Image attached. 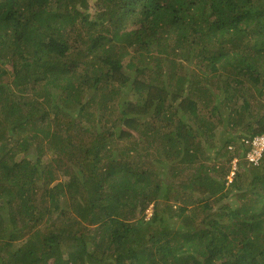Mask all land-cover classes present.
Instances as JSON below:
<instances>
[{"label": "trees", "instance_id": "16d2710c", "mask_svg": "<svg viewBox=\"0 0 264 264\" xmlns=\"http://www.w3.org/2000/svg\"><path fill=\"white\" fill-rule=\"evenodd\" d=\"M243 133H264V0H0V264H264Z\"/></svg>", "mask_w": 264, "mask_h": 264}, {"label": "rangeland", "instance_id": "374dc122", "mask_svg": "<svg viewBox=\"0 0 264 264\" xmlns=\"http://www.w3.org/2000/svg\"><path fill=\"white\" fill-rule=\"evenodd\" d=\"M177 59V58H176ZM194 69L195 70H197V68L196 67H194ZM198 105H199V110H200V112H201V114H206L207 116H209V114H210V109H211V106L213 105L211 102L208 104V105H204L201 101H199V103H198ZM110 113L109 112H107V115H109ZM115 115V114H114ZM113 115V116H114ZM224 117L223 118H221L220 120L222 121V124H220V126H218L217 128H219L218 129V132H220V131H222V130H226V133L228 132V131H231V133H233L234 132V130H236V129H238L239 128V125H236L235 127H233L232 129H230V127L231 126H224ZM216 133V136H215V139H214V141L216 142L217 140L216 139H219V133ZM229 133V132H228ZM243 137L242 138H244L245 137V134L243 133ZM241 138V139H242ZM235 140V139H234ZM217 144H219V140H218V142H217ZM235 144L236 145H239V142H238V140L237 141H235ZM234 144V145H235ZM233 147H235V146H233ZM231 150V149H230ZM207 154V156L209 157V161H203L202 159H201V161H203V162H206V163H208L209 165H210V163L211 164H214V165H216V166H218V165H221V163L223 162V160H224V155L227 153V151L226 150H222V151H219L218 153H216V151H215V149L214 148H209L208 150H207V152H206ZM234 159L235 158H233L232 160H231V162H230V166H231V164L233 165V161H234ZM240 160V159H239ZM237 161V160H236ZM236 163L237 162H235V166L233 165V168H235V167H237V165H236ZM223 164V163H222ZM158 168V167H157ZM238 168V167H237ZM158 169H161V168H158ZM210 173H213L212 171H209ZM231 176H232V174H231V172L229 173V175L226 177L227 178V182L225 183V187H227V185H228V183L230 182V178H231ZM178 179H180L179 180V182L181 183L182 182V178L181 177H179ZM179 189H182L181 188V184L179 185ZM184 193H185V191H184ZM198 198H201V196L199 195V193L198 192H195L194 194L192 193V196L190 197L189 195L188 196H181V195H172V196H170L168 199H167V205L168 206H166V208H165V213H166V215H168V214H173V210H175V206H173V204L175 203L176 205H179V204H189V203H192V202H194V201H196ZM183 199L185 200V202H183ZM172 205V209L171 208H169L170 206ZM171 210V211H170ZM145 214H146V219H148L149 218V216L152 214V203H150V204H148V206H147V208L145 209Z\"/></svg>", "mask_w": 264, "mask_h": 264}, {"label": "built area", "instance_id": "2783aa9c", "mask_svg": "<svg viewBox=\"0 0 264 264\" xmlns=\"http://www.w3.org/2000/svg\"><path fill=\"white\" fill-rule=\"evenodd\" d=\"M240 143L243 145L245 149V159L253 164H258L263 151H264V133L255 135L252 137H244L240 140ZM232 146H230L231 148ZM237 158L234 159L233 165L235 166V162H237ZM232 165L231 174L233 175L234 169Z\"/></svg>", "mask_w": 264, "mask_h": 264}, {"label": "clouds", "instance_id": "9594fccd", "mask_svg": "<svg viewBox=\"0 0 264 264\" xmlns=\"http://www.w3.org/2000/svg\"><path fill=\"white\" fill-rule=\"evenodd\" d=\"M240 140H241V139H240ZM230 146H231V145H229L228 147L230 148ZM234 158H237V159H238V157H234Z\"/></svg>", "mask_w": 264, "mask_h": 264}]
</instances>
